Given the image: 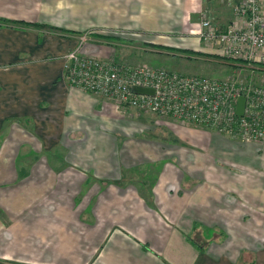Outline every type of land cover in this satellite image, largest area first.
<instances>
[{
	"label": "rangeland",
	"instance_id": "374dc122",
	"mask_svg": "<svg viewBox=\"0 0 264 264\" xmlns=\"http://www.w3.org/2000/svg\"><path fill=\"white\" fill-rule=\"evenodd\" d=\"M133 16L131 27L144 17ZM193 16L190 20L195 24L208 18L205 12ZM34 27L46 31L48 37L70 33L47 25ZM156 30L153 33L135 28L85 31L81 33V41L66 55L79 48L82 55L114 64L160 68L216 80L237 74L240 78L249 76L248 70L238 72L219 49L191 36V30ZM84 92L90 95L70 99L71 108L63 113L62 122L54 116L59 113L56 97L45 99L38 94L36 99L29 93L24 94V99L16 93L13 97L4 96V104L0 103V233H17L25 246L31 233L55 222L56 213L75 208L70 199L78 201L94 196L100 199L107 194L116 201L109 202L110 210H134L133 203H144L141 196L148 199L156 188L159 197L157 202L151 200L152 206L161 204L169 215L180 210V206L166 194L177 193L178 185L184 181L205 187L210 176L220 179L221 185L238 184L239 150L245 141L231 139L229 144L225 140L228 136L223 139L221 134L211 133L209 142L203 139L200 129L193 131L188 127L205 128L172 117L125 109L114 101ZM16 112L24 113V117L6 118ZM220 161L226 162L224 169L228 172L220 168L223 167ZM201 175L203 178L199 180L197 177ZM212 190L216 194L225 192L221 187ZM182 199L187 201L188 196ZM239 207L236 205L232 213L239 214ZM156 227L169 229L162 221ZM240 228H243L240 224L232 227L235 243L238 235L234 231ZM187 235L198 246L206 239H214L213 233L196 225Z\"/></svg>",
	"mask_w": 264,
	"mask_h": 264
},
{
	"label": "crops",
	"instance_id": "0c3cea01",
	"mask_svg": "<svg viewBox=\"0 0 264 264\" xmlns=\"http://www.w3.org/2000/svg\"><path fill=\"white\" fill-rule=\"evenodd\" d=\"M230 3V0H0V103L4 104L5 95L13 97L15 93L23 95V99L28 93L36 99L38 94L45 99L56 97L59 113L54 116L62 122L63 113L71 108L72 97L90 95L71 87L61 77L62 59L81 41V33L106 28H135L150 33L156 29L193 28L190 35L195 37L199 23L191 22L194 14L205 12L220 26L227 25L231 21ZM125 14L128 15L124 18ZM135 14L144 17L131 27L129 22L133 25ZM43 25L70 33L48 37L46 31L34 27ZM23 114L16 112L6 118H20ZM188 128L200 129L203 139L209 142L212 135L218 134L194 126ZM228 139L225 140L229 144L231 139L236 140ZM216 141L220 143L218 138ZM243 143L239 150L237 185H221L220 179L210 176L205 187L184 181L178 185L177 193L166 194L180 206V210H171L169 215L161 204L152 206L151 200L157 202L159 197L156 188L148 199L141 196L144 203H133L134 210H110L109 202L116 201L107 194L100 199L97 196L70 199L75 208L56 213L55 222L31 233L25 246L17 233H0V264H264V146ZM220 162L225 171L226 162ZM197 178L202 180L203 176ZM213 187H221L224 194H216ZM228 192H235V196ZM182 196H188V200ZM236 205L240 206L239 214L232 213ZM161 221L168 230L156 227ZM234 221L237 223L229 224ZM12 224L13 221L6 226L11 228ZM237 224L243 228L234 231L238 235L235 243L232 227ZM194 225L213 233L214 239H206L202 246L189 241L187 234ZM200 233L205 237L203 231Z\"/></svg>",
	"mask_w": 264,
	"mask_h": 264
},
{
	"label": "built area",
	"instance_id": "2783aa9c",
	"mask_svg": "<svg viewBox=\"0 0 264 264\" xmlns=\"http://www.w3.org/2000/svg\"><path fill=\"white\" fill-rule=\"evenodd\" d=\"M231 21L222 27L213 19L199 22V40L221 51L237 74L216 80L160 68L114 64L82 55L65 57L64 79L76 89L116 102L125 109L167 116L212 132L264 144V0H230ZM153 94H136L133 88ZM244 97L243 115H236Z\"/></svg>",
	"mask_w": 264,
	"mask_h": 264
},
{
	"label": "water",
	"instance_id": "95a60500",
	"mask_svg": "<svg viewBox=\"0 0 264 264\" xmlns=\"http://www.w3.org/2000/svg\"><path fill=\"white\" fill-rule=\"evenodd\" d=\"M133 92L136 94H153V91L151 89L138 88V87H134ZM244 103H245L244 97H240L238 99L237 108H236V115L237 116L243 115Z\"/></svg>",
	"mask_w": 264,
	"mask_h": 264
},
{
	"label": "trees",
	"instance_id": "16d2710c",
	"mask_svg": "<svg viewBox=\"0 0 264 264\" xmlns=\"http://www.w3.org/2000/svg\"><path fill=\"white\" fill-rule=\"evenodd\" d=\"M232 66H234V65H232Z\"/></svg>",
	"mask_w": 264,
	"mask_h": 264
}]
</instances>
